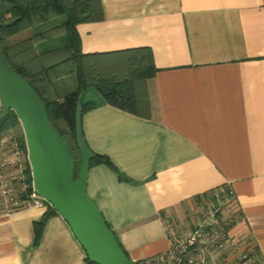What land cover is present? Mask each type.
<instances>
[{"label": "crops", "instance_id": "0c3cea01", "mask_svg": "<svg viewBox=\"0 0 264 264\" xmlns=\"http://www.w3.org/2000/svg\"><path fill=\"white\" fill-rule=\"evenodd\" d=\"M101 3L102 20L76 26L82 52L148 47L156 70L147 81L149 118L107 104L98 91L90 100L85 141L128 180L94 165L87 195L136 261L168 247L170 211L185 219L198 196L230 188L229 236L242 244L245 264H264V0ZM13 131L22 134L19 125ZM47 207L0 206V264H86L58 213L38 225ZM227 256L239 255L228 246Z\"/></svg>", "mask_w": 264, "mask_h": 264}, {"label": "trees", "instance_id": "16d2710c", "mask_svg": "<svg viewBox=\"0 0 264 264\" xmlns=\"http://www.w3.org/2000/svg\"><path fill=\"white\" fill-rule=\"evenodd\" d=\"M59 15L64 18L53 26L35 31L20 41H9L11 36ZM103 18L101 0H0V49L14 70L29 82L45 104L52 126L71 150L76 163L75 177L79 163L75 139L76 106L81 105V118L85 112L95 107L94 102L82 100L83 92L88 86L95 87L107 104L140 117H150L147 81L154 75L156 67L148 47L89 53L82 52L80 48L77 24L100 21ZM62 35L66 39L64 44L48 48L41 46ZM68 74L75 75V88L59 97L53 81ZM20 124L14 111H10L5 117L0 115V137ZM18 139L27 158L25 174L30 193L32 177L24 133ZM97 164L113 169L118 179L128 180L106 155L92 151L89 167ZM223 190V193L227 192V189ZM207 194L198 196L197 199L200 201ZM51 214H56V211L48 205L38 225ZM106 224L128 256L116 233L107 222ZM39 230L40 227L36 238ZM85 260L86 264H97L87 256Z\"/></svg>", "mask_w": 264, "mask_h": 264}, {"label": "water", "instance_id": "95a60500", "mask_svg": "<svg viewBox=\"0 0 264 264\" xmlns=\"http://www.w3.org/2000/svg\"><path fill=\"white\" fill-rule=\"evenodd\" d=\"M0 101V115L5 117L14 111L22 124L33 189L66 221L87 258L97 264H134L116 241L97 203L87 195L92 151L82 131L81 105L75 110L79 153L75 177L76 163L71 150L52 126L45 104L29 82L14 70L1 49Z\"/></svg>", "mask_w": 264, "mask_h": 264}, {"label": "built area", "instance_id": "2783aa9c", "mask_svg": "<svg viewBox=\"0 0 264 264\" xmlns=\"http://www.w3.org/2000/svg\"><path fill=\"white\" fill-rule=\"evenodd\" d=\"M24 152L13 130L0 137V206L6 212L15 208L50 205L33 189L28 192ZM28 157V155H27ZM214 190L182 219L178 211H170L163 224L169 239L168 247L152 256L133 261L134 264H245V255L237 239L229 236L230 218L221 205L232 203L233 192L227 188ZM222 193V194H220ZM213 199V200H212ZM228 246L239 255L227 256Z\"/></svg>", "mask_w": 264, "mask_h": 264}, {"label": "rangeland", "instance_id": "374dc122", "mask_svg": "<svg viewBox=\"0 0 264 264\" xmlns=\"http://www.w3.org/2000/svg\"><path fill=\"white\" fill-rule=\"evenodd\" d=\"M63 18L64 17L62 15L55 16V17H53V18H51V19H49V20H47L41 24L36 25L32 29H35V31H39V30H42L44 28L45 29L49 28V27L53 26L54 24H56L57 22L61 21ZM30 31L31 30H29V32ZM19 37L24 38V36L22 34H20L19 36L12 37L11 41L15 42ZM65 40L66 39L64 38L63 35L57 36L56 38H53L52 40L46 41L44 44H41V46L48 48L51 46L62 45L65 43ZM57 79H60V80L55 79L53 81V84H54L55 89H56L58 94H60V95L63 93L65 94L68 92L67 90H72L75 88L76 78H75L74 74H68V75L63 76L62 78L60 77ZM96 93H97V90L95 87L88 86L83 92L84 101L95 100ZM19 128L22 130V133H24L22 124L19 125ZM15 134L19 135L18 132H16V131H15ZM202 200H206V198H203ZM231 207H232L231 203H228V204L226 203V205H221V209L225 210V212L227 214V216H226L227 218H230L232 216V208Z\"/></svg>", "mask_w": 264, "mask_h": 264}]
</instances>
